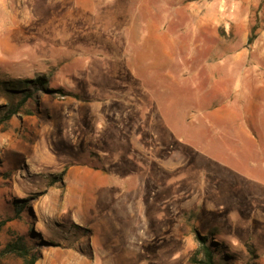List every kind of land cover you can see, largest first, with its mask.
I'll return each instance as SVG.
<instances>
[{
  "label": "rangeland",
  "instance_id": "374dc122",
  "mask_svg": "<svg viewBox=\"0 0 264 264\" xmlns=\"http://www.w3.org/2000/svg\"><path fill=\"white\" fill-rule=\"evenodd\" d=\"M196 232L264 264V0H0V264L20 237L36 264H193Z\"/></svg>",
  "mask_w": 264,
  "mask_h": 264
},
{
  "label": "trees",
  "instance_id": "16d2710c",
  "mask_svg": "<svg viewBox=\"0 0 264 264\" xmlns=\"http://www.w3.org/2000/svg\"><path fill=\"white\" fill-rule=\"evenodd\" d=\"M4 84L11 87L8 89L10 93L15 95L20 94L21 99L17 103L10 104V106L6 108L5 114L1 119L2 123L10 121L14 116L19 115L22 108L28 104L29 100L35 99L38 101L40 92L47 95H53L56 92L49 88V81L46 77H38L34 80L27 81L5 82ZM21 202L25 203L26 201ZM17 208V215H20L21 211L24 209V205L22 207L18 206ZM196 236L199 247L191 262L193 264H221L213 249L214 244L209 237L201 236L197 232ZM2 253L6 255H15L23 259L26 264H36L39 260L36 254L30 253V248L22 237L17 238L14 242L8 243Z\"/></svg>",
  "mask_w": 264,
  "mask_h": 264
}]
</instances>
